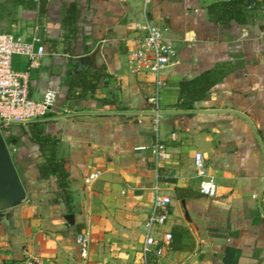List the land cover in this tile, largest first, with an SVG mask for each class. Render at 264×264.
<instances>
[{"label":"crops","instance_id":"obj_1","mask_svg":"<svg viewBox=\"0 0 264 264\" xmlns=\"http://www.w3.org/2000/svg\"><path fill=\"white\" fill-rule=\"evenodd\" d=\"M215 1L45 0L40 7V0H0V32L44 50L39 65L29 68V93L56 92L45 118L59 140L72 197L71 212L53 201L59 191L53 177L40 176L34 142L24 136L22 146H12L26 196L11 211H0V264H141L157 178L155 86L151 76L134 74L127 59L145 17L176 50L157 98L165 145L157 171L170 214L154 234L172 233L163 263L264 264V0H257L246 23L227 26L209 19L207 6ZM79 57L87 60L77 70ZM221 61H231L233 70L192 109L179 108L180 82ZM91 62L107 72L94 92L74 85ZM12 63L28 68L25 56ZM114 94L115 102H104ZM196 152L217 184L212 197L198 191ZM94 169L101 176L85 184ZM78 232L91 238L87 259Z\"/></svg>","mask_w":264,"mask_h":264},{"label":"built area","instance_id":"obj_2","mask_svg":"<svg viewBox=\"0 0 264 264\" xmlns=\"http://www.w3.org/2000/svg\"><path fill=\"white\" fill-rule=\"evenodd\" d=\"M150 0H144L146 5ZM143 34L138 46L128 54V65L134 74L152 77L154 95L151 100L155 103L152 109L153 142L151 151L156 171V182L152 186V205L146 222V234L140 247L141 264H164L165 251L172 245V233L164 231L160 237L154 231L167 222L169 217L170 197L163 193L158 178V167L163 158L165 145L159 136V125L163 112L157 105L160 88L164 85L163 70L175 59L176 50L163 39L159 26L145 17L142 23ZM25 56L28 68L17 70L13 67L14 56ZM44 50L36 48L32 41L12 32H0V122L29 121L47 116L56 102L57 95L53 90H45L40 97L29 93V68L39 65ZM139 148H145L140 146ZM193 167L199 178L198 191L205 196L216 194L217 184L213 176L206 171L204 157L196 152ZM99 169L92 170L85 178L87 185L94 183L101 176ZM76 242L83 259L89 256L91 238L86 232L76 234Z\"/></svg>","mask_w":264,"mask_h":264},{"label":"trees","instance_id":"obj_3","mask_svg":"<svg viewBox=\"0 0 264 264\" xmlns=\"http://www.w3.org/2000/svg\"><path fill=\"white\" fill-rule=\"evenodd\" d=\"M45 0H40V7ZM258 5L257 0H216L207 6L209 19L217 22L221 26H227L231 20L239 24L246 23L247 15ZM233 70L231 61H221L212 67L202 71L200 74L189 80H183L179 84V98L177 106L181 109H192L193 103L201 99L205 93L216 83L221 81L226 75ZM104 65H95L91 62L88 71L81 72V79L74 85L81 86L83 91L94 92L101 86L104 76L106 75ZM79 92L75 98L81 97ZM117 99L114 94L111 98L104 100L105 103H113ZM46 117V116H45ZM37 118L23 121L0 122V129L3 132L5 142L9 149L12 146L20 147L24 144V136L28 137L35 143L38 151L34 163L41 177H53L59 191L60 199L55 198V203L67 205V210L72 211V197L68 190V172L65 168V161L57 155L58 138L49 130L51 120ZM8 125L17 126L20 133H13ZM18 171V170H17Z\"/></svg>","mask_w":264,"mask_h":264},{"label":"water","instance_id":"obj_4","mask_svg":"<svg viewBox=\"0 0 264 264\" xmlns=\"http://www.w3.org/2000/svg\"><path fill=\"white\" fill-rule=\"evenodd\" d=\"M87 58L79 57L77 70L84 67ZM24 185L14 164L9 147L0 129V211L9 212L25 199Z\"/></svg>","mask_w":264,"mask_h":264},{"label":"rangeland","instance_id":"obj_5","mask_svg":"<svg viewBox=\"0 0 264 264\" xmlns=\"http://www.w3.org/2000/svg\"><path fill=\"white\" fill-rule=\"evenodd\" d=\"M8 127L12 130L15 131L16 133H20V130H18L19 128L17 126H12V125H8ZM163 226V225H162Z\"/></svg>","mask_w":264,"mask_h":264}]
</instances>
